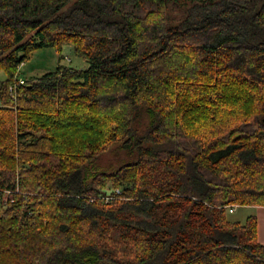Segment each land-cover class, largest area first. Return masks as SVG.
<instances>
[{"label":"trees","instance_id":"16d2710c","mask_svg":"<svg viewBox=\"0 0 264 264\" xmlns=\"http://www.w3.org/2000/svg\"><path fill=\"white\" fill-rule=\"evenodd\" d=\"M0 71V264H264V0H0Z\"/></svg>","mask_w":264,"mask_h":264},{"label":"rangeland","instance_id":"374dc122","mask_svg":"<svg viewBox=\"0 0 264 264\" xmlns=\"http://www.w3.org/2000/svg\"><path fill=\"white\" fill-rule=\"evenodd\" d=\"M61 58V59H60ZM58 65L71 66L77 69H83L87 67L86 61L78 57L71 44L63 46L61 52L57 49L48 47L35 50L29 59L20 65L19 71L16 75V79H23L29 81L42 75L54 71ZM6 78L4 71H0V80ZM149 121L148 114L145 110H141L136 117V126L139 129H143ZM130 156L127 152L120 149L119 145H115L111 150L103 153L98 164L101 167H107V165L118 164L120 161H127ZM251 209L246 206H237L234 212L228 213V219L231 221H239L244 223L246 218L251 214Z\"/></svg>","mask_w":264,"mask_h":264},{"label":"built area","instance_id":"2783aa9c","mask_svg":"<svg viewBox=\"0 0 264 264\" xmlns=\"http://www.w3.org/2000/svg\"><path fill=\"white\" fill-rule=\"evenodd\" d=\"M20 67V66H19ZM18 67V69H19ZM26 84V81L23 79H16L10 86H9V93L10 97L16 101L18 98L19 89L22 85ZM18 191V190H17ZM120 194V189H107L100 197L105 201L109 202L110 200L114 199L117 195ZM90 201H94L93 198ZM237 205L228 207L229 212H234Z\"/></svg>","mask_w":264,"mask_h":264},{"label":"crops","instance_id":"0c3cea01","mask_svg":"<svg viewBox=\"0 0 264 264\" xmlns=\"http://www.w3.org/2000/svg\"><path fill=\"white\" fill-rule=\"evenodd\" d=\"M251 209L250 215L257 217V238L264 245V206H246Z\"/></svg>","mask_w":264,"mask_h":264}]
</instances>
